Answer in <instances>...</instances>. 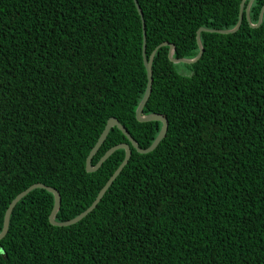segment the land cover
Returning <instances> with one entry per match:
<instances>
[{"label":"trees","instance_id":"16d2710c","mask_svg":"<svg viewBox=\"0 0 264 264\" xmlns=\"http://www.w3.org/2000/svg\"><path fill=\"white\" fill-rule=\"evenodd\" d=\"M145 56L198 53L200 27L230 29L241 0H137ZM248 0H245V6ZM264 0H253L258 21ZM245 8V7H244ZM142 21L133 0H0V231L11 200L55 188V220L84 211L124 158L85 161L115 117L147 148L160 121L140 122ZM203 53L152 60L142 114L168 121L137 152L116 126L91 159L127 143L131 156L95 208L53 225V194L13 207L0 264H264V12L233 33L202 31Z\"/></svg>","mask_w":264,"mask_h":264},{"label":"water","instance_id":"95a60500","mask_svg":"<svg viewBox=\"0 0 264 264\" xmlns=\"http://www.w3.org/2000/svg\"><path fill=\"white\" fill-rule=\"evenodd\" d=\"M133 1H134V4L137 8V11H138V13L141 17V21H142V28H143L142 29V33H143L142 57H143V64L145 66L146 75H147L146 88H145L144 94H143V96H142V98H141V100H140V102L136 108L135 115H136V119L140 122L153 121V120L154 121H160L162 124H161V127H160L158 134L156 135V137L154 138L152 143L147 148H140L138 146L137 142L135 141V139L129 134L127 129L115 117H110L107 120L106 125H105L104 129L102 130L99 138L97 139L95 145L90 150V152L86 158L85 169L87 172H92V171L97 170L101 166V164L117 149H124V158H123L122 162L119 164V166L112 173V175L108 178L106 183L99 190V192L97 193V195H96L95 199L92 201V203L84 211H82L80 214H78L76 217H74L70 220H67V221L59 222V221L55 220V215H56V213L60 207V202H61L59 192L55 188L50 187V186H45L42 183L32 184L29 187H27L26 189H24L23 191H21L20 193H18L9 203V205H8V207L4 213L3 226H2V229L0 231V238H2L7 232L9 218H10V214L12 212L13 207L23 196H25L32 189L43 188V189H46L47 191H49L53 194L54 202H53L51 212L49 214V221L51 224L58 225V226L70 225L72 223L79 221L81 218H83L86 214H88L90 211H92L95 208V206L101 200V198L103 197V195L105 194L107 189L110 187L112 182L116 179V177L122 171L123 167L127 164L128 160L131 156L130 145L139 153H148L157 147L159 142L164 138V136L166 134L168 121L164 116H162L158 113L142 114V111H143V107L146 104V102L149 98V95L151 93V86H152V80H153L152 79V60H153V56H154L155 52L157 51V49L159 47H162L165 45H167L169 47L167 56H168L169 60L172 61L173 63L191 64V63L196 62L203 53V46H202L201 39H200V33L202 31H209V32H216V33H223V34L233 33L235 31H237V29L240 27L244 12H245V16H246V19H247L249 25L251 27H257L261 23L262 14L264 12V6H262L260 13H259L257 23H255V24L251 23L250 17H249V10H250V6H251L253 0H248L246 6H245V0H241L240 7H239L238 20H237L236 25L233 28H230V29H208L205 27H200L197 30L196 42H197L199 50H198V53L195 57H193V58H183V57L176 58V57H173L174 45L172 43H169V42H162L152 50L149 57L147 58L145 56V25H144V21H143V15H142V11H141L140 6L138 5L137 0H133ZM113 126H116L118 129H120L122 131V133L128 138L130 145L123 142V143H119V144L112 146L100 157L98 162L92 166L91 165V159H92L93 155L97 152L100 145L103 143L104 139L106 138L110 128Z\"/></svg>","mask_w":264,"mask_h":264}]
</instances>
